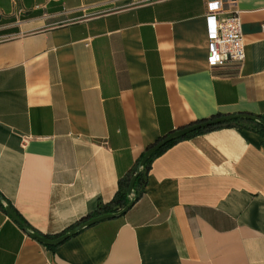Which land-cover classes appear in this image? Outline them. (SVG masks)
Returning <instances> with one entry per match:
<instances>
[{
	"label": "crops",
	"instance_id": "crops-1",
	"mask_svg": "<svg viewBox=\"0 0 264 264\" xmlns=\"http://www.w3.org/2000/svg\"><path fill=\"white\" fill-rule=\"evenodd\" d=\"M211 1L239 14L242 62L208 65ZM263 25L264 0H0V194L55 238L174 129L217 114L264 119ZM254 124L175 141L125 213L54 248L0 207V264H264Z\"/></svg>",
	"mask_w": 264,
	"mask_h": 264
},
{
	"label": "water",
	"instance_id": "water-1",
	"mask_svg": "<svg viewBox=\"0 0 264 264\" xmlns=\"http://www.w3.org/2000/svg\"><path fill=\"white\" fill-rule=\"evenodd\" d=\"M232 120H245V121H251L254 123H259L264 126V119L257 115H252L248 113H235V114H224V115H214L210 118H206L200 121H194L189 124L183 125L177 129H174L164 137H162L160 140L155 142L153 145L148 147L142 157L140 158L137 167L131 176L128 187H127V195L129 196V201L118 211L115 212H108V213H103L99 214L96 216H92L83 222L78 223L76 226L73 228L69 229L65 233L55 237V238H48L40 233H37L35 231H32L28 229V227L25 225V223L21 220V218L14 212L12 209L11 205L3 198V196L0 194V202L3 204L5 211L7 214L18 224L22 227V229L29 234L31 237L39 241L40 243L47 245V246H54L59 244L61 241L65 240L69 236L73 235L80 229L90 226L98 221L107 219V218H112L116 217L119 215H122L125 213L135 202L136 200V195L134 194L133 191V185L136 179V176L139 174L141 168L145 164V162L162 146L167 144L168 142L179 139L184 137L185 135H188L194 131H197L199 129L211 126V125H216V124H221L225 122H229Z\"/></svg>",
	"mask_w": 264,
	"mask_h": 264
},
{
	"label": "built area",
	"instance_id": "built-area-1",
	"mask_svg": "<svg viewBox=\"0 0 264 264\" xmlns=\"http://www.w3.org/2000/svg\"><path fill=\"white\" fill-rule=\"evenodd\" d=\"M220 8V1L207 3L205 23L208 39L207 63L210 66L227 61L242 62L245 58L240 16L237 12L221 16L218 14ZM262 30L264 31V25ZM27 140L28 137H23L22 144Z\"/></svg>",
	"mask_w": 264,
	"mask_h": 264
},
{
	"label": "trees",
	"instance_id": "trees-1",
	"mask_svg": "<svg viewBox=\"0 0 264 264\" xmlns=\"http://www.w3.org/2000/svg\"><path fill=\"white\" fill-rule=\"evenodd\" d=\"M219 115V114H217ZM214 116V115H213ZM212 117V116H211ZM210 118V117H209ZM206 119V118H204ZM200 120H203V119H199V120H196V121H200ZM243 120H232V121H229V122H225V123H221V124H216V125H211V126H208V127H205V128H202V129H199L197 131H194L188 135H185L184 137L182 138H179V139H175V140H172L170 142H168L167 144H165L164 146H162L161 148H159L146 162L145 164L143 165V167L141 168L139 174L136 176V179H135V182H134V185H133V191H134V194L136 195V197L138 198L143 192H144V188H145V185H146V177H147V171H148V168L150 166V163L152 161V159L160 154L164 149H166L168 146H170L172 143H174L175 141L177 140H180V139H183V138H187L193 134H196V133H199V132H202V131H206V130H210V129H213V128H216V127H220V126H224V125H232V124H239L240 122H242ZM254 126L258 129V131L264 136V126L259 124V123H255ZM162 138V137H161ZM161 138H159L158 140H160ZM157 140V141H158ZM156 141V142H157ZM155 143V142H154ZM153 143V144H154ZM151 144V145H153ZM151 145L147 146L145 148V150L150 147ZM144 153V152H143ZM143 153L141 154V157L143 155ZM140 157V158H141ZM140 160V159H139ZM139 162V161H138ZM137 162V164H138ZM137 164L135 165V167L130 171L128 172L125 177L121 178L118 182V189L115 193V195L113 196V198L107 202V203H101L99 202L98 203V208L97 210L90 214V215H87L85 217H82L81 219H79L77 221V224L80 223V222H83L84 220H86L87 218L89 217H92V216H96V215H99V214H103V213H108V212H115V211H118L119 209H121L128 201H129V196L127 195V187H128V183H129V180L131 178V176L133 175L136 167H137ZM0 207H2L4 209V206L3 204L0 202ZM12 209L14 210V212L21 218V220L27 224V222L25 221V219L21 216V214L17 211V209H15V207L11 206ZM46 237L49 238V236L47 235H44ZM56 245L54 246H47L49 248H54Z\"/></svg>",
	"mask_w": 264,
	"mask_h": 264
}]
</instances>
